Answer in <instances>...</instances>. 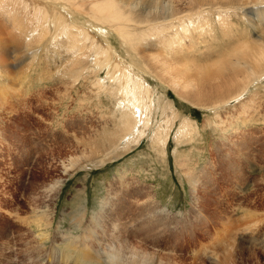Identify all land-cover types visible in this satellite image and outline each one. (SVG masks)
<instances>
[{
	"label": "rangeland",
	"instance_id": "374dc122",
	"mask_svg": "<svg viewBox=\"0 0 264 264\" xmlns=\"http://www.w3.org/2000/svg\"><path fill=\"white\" fill-rule=\"evenodd\" d=\"M250 6L207 9L209 29L174 45L184 21L165 23L135 63L112 37L150 119L143 138L121 144L110 141L126 133L133 101L106 71L49 35L40 49L22 40L12 27L32 24L31 10L12 12L18 23L0 15V264H108L110 249L141 264H264V50L243 16ZM184 121L191 129L178 134Z\"/></svg>",
	"mask_w": 264,
	"mask_h": 264
},
{
	"label": "bare ground",
	"instance_id": "6f19581e",
	"mask_svg": "<svg viewBox=\"0 0 264 264\" xmlns=\"http://www.w3.org/2000/svg\"><path fill=\"white\" fill-rule=\"evenodd\" d=\"M159 1L155 0V2ZM226 1L228 7L225 9L216 6L214 0H188L186 4L187 10L183 11L176 10L170 5L165 10L163 3L160 6L157 3L155 5L153 3L152 5H146L147 9L143 11L139 7L140 4L135 3L134 0L129 2L120 0H0V15L6 20L8 19L6 16H9L12 21L17 22L15 20L20 17L18 18V16L11 14L12 12L16 10L30 12L31 10V13L33 12L32 24L29 23L27 25L17 22L21 26L12 27L14 32L21 36L22 40H31L32 44H36L37 48L40 49L41 43L47 41V35H49L52 37L51 41L55 47L58 45V48L67 52L71 57H77L78 62L79 60L80 63L82 61V65L85 61L92 71H106L107 78L111 80L115 87L116 85L118 86L122 101L124 103L133 101V109L123 114L121 118L123 121L126 120L125 125L128 127L126 133L123 137H120L121 139L118 142L110 141L115 144H121L130 135L134 138L138 136L139 140L143 138L146 131L140 129V127H145L146 129L150 119L149 117L143 119V113L137 110L141 102V94L139 92L140 79L132 75L130 67L114 62V53L111 51L112 37L114 36L118 39L128 57L129 55L132 57V63H135L137 60L142 59L140 53L137 52L139 46L153 43L151 41L158 36V31L163 30V27H161L163 24L170 21H184L181 24L182 27L180 25L176 26V37L179 35L181 37L175 39V41L174 39L169 40L172 42L171 45H174V43H179L182 40V35L190 34L192 32L191 28H195V26L201 33L209 29L211 25L208 22L210 18L209 10L207 9H216L221 12L229 9V12L237 14L238 10L243 11L246 6L251 5L250 8L245 10L243 16L259 33L258 40L264 50V0ZM235 1L238 2L239 7L235 6ZM26 3H28V6H26ZM224 18L226 17L224 16ZM166 38L168 39V36ZM188 38L193 39L194 37L189 36ZM95 43H99L100 48L87 54V47ZM154 46L151 45L150 47L154 48ZM163 46L165 45L163 44ZM2 51L7 52V49L2 48ZM261 57L264 59V52ZM155 59L161 62L162 67L168 65L166 61L162 60V55H158ZM32 60L35 59L32 58ZM7 67L6 63L0 62V68L6 69ZM12 68L16 67L12 65ZM1 72L2 70H0V75ZM258 73H260V69ZM260 75L264 76V72L260 73ZM27 77L29 78V76ZM1 78L2 76H0V80ZM188 126L189 122L184 121L178 130V134H182V132L184 134L190 127ZM121 134L123 135V133ZM129 145H131L130 139L127 143V146ZM76 165H78L77 162L70 164L69 170L77 168ZM60 185L61 181H58L51 186V192L58 191ZM36 224L40 227L42 223L36 222ZM243 247L244 245L238 248L242 256L244 254ZM137 259L136 253L127 252L123 258L121 254H116L113 249H110L106 256L108 264H141L138 263Z\"/></svg>",
	"mask_w": 264,
	"mask_h": 264
}]
</instances>
